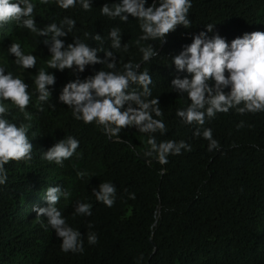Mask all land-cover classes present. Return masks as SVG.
<instances>
[{"label":"trees","instance_id":"trees-1","mask_svg":"<svg viewBox=\"0 0 264 264\" xmlns=\"http://www.w3.org/2000/svg\"><path fill=\"white\" fill-rule=\"evenodd\" d=\"M31 2L37 29L51 23L59 26L65 17L75 20L72 32L60 38L65 47L79 39L90 47L112 51L115 71H122L128 62L139 63L141 72L148 71L152 78L149 99L158 97L163 112L160 117L153 116L165 123L167 131L148 134L135 127L125 128L118 141L95 123L76 120L72 109L59 100L65 85L112 69L100 63L87 65L82 73L51 69L47 65L49 45L44 44L50 36H39L15 21L0 27V67L24 80L31 94L26 109L31 119L10 101H3L10 109L7 118L17 126L26 125L33 144L31 161L5 165L8 179L0 185V264H264V112L239 114L232 108L206 118L203 126L189 125L176 113L191 101L171 85L177 77L191 78L186 71L176 70L172 58L190 45L195 35L207 32L206 25H214L209 37L219 34L229 45L245 33L264 32V0H191L190 28L179 25L164 42L141 41L140 46L153 45L157 52L147 62L136 44L143 34L139 21L129 16L122 22L101 14L105 4L120 0H91L90 11L84 10L79 0L67 10L56 0ZM153 3L159 6V0H147L146 7ZM115 27L121 30L120 49L111 47L109 33ZM96 34L101 41L93 39ZM13 42L21 45L24 54L36 57L35 68L23 69L15 63L16 57L8 52ZM124 44L128 51L123 50ZM98 57L105 59L106 53L98 52ZM41 69L56 76L45 102L39 101L34 83ZM131 87L142 91L138 85ZM241 121L243 127H238ZM197 128L201 133L211 128L219 149L210 152L209 141L195 135ZM150 135L158 144L184 141L191 151L169 155L168 163L162 165L155 154L146 155ZM68 136L76 138L79 147L63 166L41 158ZM78 172L86 173L83 179L78 178ZM103 182L116 188L112 207L93 194ZM49 186H61L69 194L61 197L57 207L67 224L81 232L82 253L63 252L62 241L47 218L37 217L33 210L48 206L44 197ZM81 202L92 206L91 216L74 215ZM89 232L98 236V243H88Z\"/></svg>","mask_w":264,"mask_h":264},{"label":"clouds","instance_id":"clouds-1","mask_svg":"<svg viewBox=\"0 0 264 264\" xmlns=\"http://www.w3.org/2000/svg\"><path fill=\"white\" fill-rule=\"evenodd\" d=\"M43 2L48 3V0ZM56 3L60 8L67 10L74 8L77 0H56ZM79 3L84 10H91V0H79ZM146 4L147 0H120L111 6L105 4L101 8V14L113 20L119 18L122 22H127L129 16L136 18L143 33L136 41L138 46L141 45V41L164 42L165 37L179 25L190 28L188 13L192 7L191 0H159V6L153 3L148 7ZM34 10L35 5L31 0L16 2L0 0V27L15 21L39 36H50V40L45 39L44 44L49 45L51 58L47 65L51 69L59 71L71 69L82 73L87 65L97 63L112 69L100 70L83 81L77 79L65 85L59 100L72 109V115L76 120H81L84 124L95 123L102 128L105 135L109 138L116 137L118 141L122 129L130 127H135L141 133H166L165 123L153 116L154 113L156 117H160L163 112L158 97L149 99L152 95L149 87L152 78L148 71H139L140 64L132 62L124 64L122 71H115L116 58L112 51L90 47L79 39H74V43H69L65 47V41L60 38L72 32L75 20L65 17L59 26L51 23L43 29H37L36 21L32 18ZM206 28L207 32L202 31L195 35L193 42L172 58L176 70L186 71L191 77H177L171 82L177 93H186L191 101L186 108L177 109V116L186 124L203 126L206 118H214L217 112L227 113L232 108L239 114L264 112V32L245 33L243 37L234 39L229 45L219 34L212 37L207 35L213 31L214 25L208 24ZM109 37L113 49L122 47L121 30L118 27L110 30ZM93 39L101 41L102 37L96 34ZM123 50L128 51V44L123 45ZM139 50L144 62L157 56L153 45L140 46ZM8 52L16 57L15 63L21 68H35L36 57L24 54L19 43H11ZM98 52H105L106 58H99ZM213 81L214 84L211 83ZM55 82L54 73H48L43 69L37 73L34 83L39 93V101L48 100L51 94L48 86L54 85ZM132 85L140 86L142 91L132 88ZM28 88L29 85L24 80L14 77L11 72L6 74L5 68L0 67V185H4L8 179L6 164L11 161H31L33 158V144L27 135L28 127L10 122L7 118L10 109L3 103L10 101L25 114L26 119H31L26 112L31 102ZM228 88L230 91L226 92L225 89ZM238 127H243V121ZM195 135H202L209 141L210 152L219 149V142L213 138L211 128H205L202 133L197 128ZM147 143L150 148L146 155L155 154L162 165L168 163L169 155H180L182 150L191 151V146L184 141L168 140L158 144L154 135H150ZM78 147L79 141L68 136L43 152L41 158L63 166V162L70 159ZM85 175V172L77 173L80 179ZM93 194L98 201L108 207L115 203L116 188L111 182L101 183L99 190L93 189ZM68 195L61 186H49L44 197L48 206L36 207L33 210L37 217L47 218L48 225L62 241L63 252L82 253L84 241L81 232L67 224L57 207L61 197L66 198ZM91 208L88 203H78L74 215L91 216ZM91 227L89 224V228ZM87 241L94 245L98 243V236L94 232H89Z\"/></svg>","mask_w":264,"mask_h":264}]
</instances>
